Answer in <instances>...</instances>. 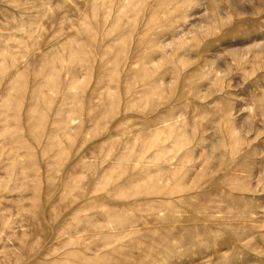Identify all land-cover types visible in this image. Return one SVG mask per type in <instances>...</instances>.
<instances>
[{
  "label": "rangeland",
  "instance_id": "rangeland-1",
  "mask_svg": "<svg viewBox=\"0 0 264 264\" xmlns=\"http://www.w3.org/2000/svg\"><path fill=\"white\" fill-rule=\"evenodd\" d=\"M0 264H264V0H0Z\"/></svg>",
  "mask_w": 264,
  "mask_h": 264
},
{
  "label": "bare ground",
  "instance_id": "bare-ground-1",
  "mask_svg": "<svg viewBox=\"0 0 264 264\" xmlns=\"http://www.w3.org/2000/svg\"><path fill=\"white\" fill-rule=\"evenodd\" d=\"M12 77V76H11ZM10 80H12V78L10 79ZM12 83V82H11Z\"/></svg>",
  "mask_w": 264,
  "mask_h": 264
}]
</instances>
